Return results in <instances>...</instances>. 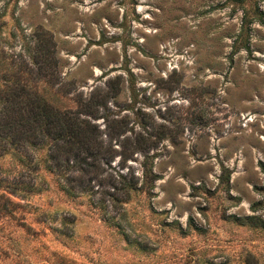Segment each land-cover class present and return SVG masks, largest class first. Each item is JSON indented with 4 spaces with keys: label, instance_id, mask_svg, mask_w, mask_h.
I'll use <instances>...</instances> for the list:
<instances>
[{
    "label": "rangeland",
    "instance_id": "1",
    "mask_svg": "<svg viewBox=\"0 0 264 264\" xmlns=\"http://www.w3.org/2000/svg\"><path fill=\"white\" fill-rule=\"evenodd\" d=\"M14 82L108 158L68 192L49 143L0 147V264H264V0H0ZM143 154L150 191L109 186Z\"/></svg>",
    "mask_w": 264,
    "mask_h": 264
},
{
    "label": "trees",
    "instance_id": "2",
    "mask_svg": "<svg viewBox=\"0 0 264 264\" xmlns=\"http://www.w3.org/2000/svg\"><path fill=\"white\" fill-rule=\"evenodd\" d=\"M41 55L42 48L38 45L36 58L40 60ZM2 91L5 92L2 94L0 105V147L5 149L6 145H21L26 148L24 157L30 160V154L27 153L30 145L49 143L48 156L51 163L47 167L64 166L71 171L66 178L67 183L62 188L68 192L87 189L89 180L84 176L100 167L98 161L108 158V150L105 149L101 153L100 145L91 144L90 122L82 116L87 114V110L83 107L75 110L61 107L44 96L22 99L15 82L7 84ZM138 146L134 148H139ZM148 158L147 154H143L140 175L132 171H110L106 182L126 196L132 189L142 188L150 191L158 176ZM107 160L105 164L108 163ZM1 181L3 177L0 178V183Z\"/></svg>",
    "mask_w": 264,
    "mask_h": 264
}]
</instances>
